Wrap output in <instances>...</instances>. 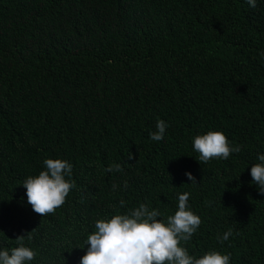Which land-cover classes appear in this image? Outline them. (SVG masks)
<instances>
[{
  "label": "trees",
  "instance_id": "16d2710c",
  "mask_svg": "<svg viewBox=\"0 0 264 264\" xmlns=\"http://www.w3.org/2000/svg\"><path fill=\"white\" fill-rule=\"evenodd\" d=\"M262 57L264 0H0V246L23 235L31 264H78L97 218L140 202L171 215L188 191L201 218L190 254L264 264L248 171L264 152ZM157 119L168 127L152 141ZM209 129L240 151L197 161L192 137ZM58 156L75 187L41 216L20 183Z\"/></svg>",
  "mask_w": 264,
  "mask_h": 264
},
{
  "label": "clouds",
  "instance_id": "9594fccd",
  "mask_svg": "<svg viewBox=\"0 0 264 264\" xmlns=\"http://www.w3.org/2000/svg\"><path fill=\"white\" fill-rule=\"evenodd\" d=\"M255 8L257 0H246ZM264 58V57H262ZM168 127L167 122L157 119L155 130L149 132V139L160 141ZM191 147L198 153L195 158L201 163L210 159H226L230 153L240 151L238 144L228 140L220 129H209L192 137ZM128 158H132L129 153ZM256 162L249 168L250 184H254L260 194H264V152L256 154ZM42 169L34 175L26 176L22 183L27 203L33 212L41 216L52 213L61 206L70 189L75 187L71 179L72 163L66 158H45ZM120 171L121 164H109L106 172ZM184 175L193 181V175L185 170ZM126 186V182L120 185ZM112 190L117 184L111 185ZM190 193L177 194L175 209L171 215H163L158 208L144 202L138 206L118 212L110 217L97 218L94 230L87 233L83 254L78 264H230V253L210 249L201 255L190 254L181 243L187 242L198 229L201 218L193 211L189 202ZM123 205L124 201L121 200ZM228 228L217 235V242L222 243L232 235ZM31 241V236L27 237ZM35 250L25 244L23 235L17 236L16 246H0V264H31Z\"/></svg>",
  "mask_w": 264,
  "mask_h": 264
}]
</instances>
